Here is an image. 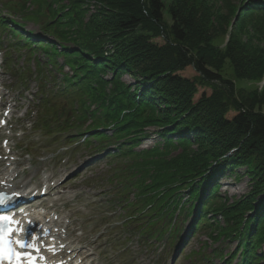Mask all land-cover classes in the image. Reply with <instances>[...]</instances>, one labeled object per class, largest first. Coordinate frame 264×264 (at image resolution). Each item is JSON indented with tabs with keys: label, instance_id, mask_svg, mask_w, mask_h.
<instances>
[{
	"label": "trees",
	"instance_id": "1",
	"mask_svg": "<svg viewBox=\"0 0 264 264\" xmlns=\"http://www.w3.org/2000/svg\"><path fill=\"white\" fill-rule=\"evenodd\" d=\"M166 1L68 0L60 5L59 0L53 1L58 9L48 4L51 15L44 21L38 23V16L22 18L34 23L38 34L7 17L0 16V26L30 49L43 52L60 77L58 90L49 92L44 81L40 106L49 111L55 99L65 98L71 118L55 126L51 120L58 121L62 113L40 115L39 127L67 131L68 139L77 135L75 142L93 155L106 152L105 159L119 163L109 177L120 187L114 203L145 209L142 217L150 221L138 232L141 238L159 239L169 220H187L194 214L190 233L194 225L199 229L211 222L210 230L216 229L224 240H237L240 264H257L264 261V113L255 108L264 105V60L239 40L235 26L264 18V0H238L229 9L234 18L224 19L221 46L216 47L205 0ZM85 3L97 7L95 13L87 15ZM166 9L170 23L164 19ZM158 38L162 46L153 42ZM214 54L229 61L240 82L237 91L236 81L225 78L216 66ZM64 67L70 73L63 72ZM187 67L196 71V81L179 75ZM51 77L53 83L56 79ZM197 84L212 93L203 92L193 103ZM230 111L235 114L228 119ZM152 128L158 142L136 152ZM174 149L181 155L168 158ZM239 169L243 175L236 172ZM226 173L234 179L244 177L249 184L248 193L230 203L218 192ZM129 193L135 202L127 205L131 199L122 195ZM218 217L225 226H219ZM127 219L132 224L141 221L135 214Z\"/></svg>",
	"mask_w": 264,
	"mask_h": 264
},
{
	"label": "rangeland",
	"instance_id": "2",
	"mask_svg": "<svg viewBox=\"0 0 264 264\" xmlns=\"http://www.w3.org/2000/svg\"><path fill=\"white\" fill-rule=\"evenodd\" d=\"M53 1L59 0H0V15L11 18L21 25L24 16H30L32 19L38 16L37 22L39 23L51 15L48 4L53 9L59 8V3ZM169 1H166L167 4ZM205 1L207 11L212 15L209 19L210 36L213 38L212 45L214 47L221 46L225 22L234 18V15H230L229 9L234 8L238 0ZM67 3L68 0H62L60 5ZM83 7H87V15L95 13L97 9L93 4L87 5L85 3ZM216 18H219V21L215 20ZM164 19L166 23H170L167 9L164 11ZM23 26L27 32L39 33L38 27L32 22H26ZM235 27L237 28L235 34L237 33L236 36L239 40L244 41V43L247 42L255 48L258 58L263 61L264 18L247 19L240 27ZM238 31L240 32L238 33ZM15 41L16 38H10L9 33L1 26L0 88L2 99L0 102L13 109L11 121L17 118L21 119L17 123L18 131L23 132L21 130L24 129V124L26 125L24 138L15 133L8 142L13 151L12 157L15 158L16 162H24V166L20 170L29 167L33 170L38 166V170L42 168L38 178H41L42 172L45 171L46 174L53 176L52 183L60 184L62 188L67 189L59 192L58 195L59 197L62 195L70 197L71 201L66 202V205L63 201L58 203L59 212L57 214L67 216L66 222L73 224L75 232L72 234V238L80 235L85 237V241L80 243L79 247H86L89 243L96 244L97 249L89 248V253H92L91 250L94 252L95 264H223L220 255H223L226 260L231 256L226 264H240L241 256L237 254V240H224L220 232H215L216 229L210 230L208 226L211 222H206V225L196 231L193 236L189 233L194 215L188 218L186 222L182 218L177 219L176 223L167 222L159 239L142 240L138 232L140 229L145 230L144 225L146 226V223L150 221L142 217L145 209H142L140 205L137 206L139 209H136L124 205L121 207L114 203L119 198L120 187L116 182L111 183L109 177L114 173L118 162L100 158L91 161L88 159L90 152L85 146L77 144L72 146L69 143L78 140L79 136L74 135V138L68 139L66 138L68 132L61 131L62 129L49 127L46 129L48 133L41 129H30L33 124L37 126L38 115H43L45 118L59 117L62 113L58 121L51 120V124L57 126L66 119L70 120L71 114L68 113L69 107L64 102L65 98L62 100L55 99L50 104L52 108L49 111H45L43 108H39L38 111L37 108L40 105H37V100L42 93L40 90L41 83H44V80L40 81V77L46 76L51 68L43 52L27 51V47H22V43L19 45L16 43L21 42L19 37ZM153 42L159 46L164 44L162 38L155 39ZM214 55L217 56L214 62L221 69V74L225 78L236 81L237 91L240 82H237L229 61L220 57L221 55ZM56 61L59 64L62 63L60 58ZM64 70L66 72L65 68ZM179 75L191 81L198 79V75L192 67L185 68L179 72ZM54 77L57 81L51 83L52 78L48 76L49 83L46 87L44 85V88L49 92L53 89L58 90V86L61 85L59 75L55 74ZM124 80L130 82L126 76ZM245 85L248 88L253 87L249 82H245ZM196 86L197 94L194 96L193 103L197 102L203 92L207 96L211 95L212 91L206 85L197 84ZM243 95L247 96V93H243ZM67 103H70L69 100ZM255 110L264 113V105L256 106ZM234 114L235 112L230 111L226 115L230 119ZM24 115L25 120H22ZM89 123L88 121L87 124ZM75 124L74 121L72 126ZM84 128L81 127V130ZM147 132L151 138L143 142L136 152L149 148L158 142L154 128L148 129ZM7 134L8 132L4 131V136ZM107 135L110 133L107 132ZM180 155L178 149L171 150L167 154L168 158L171 159ZM122 162L123 160H121ZM26 163H31V166L26 165ZM236 172L243 175L244 170L239 169ZM219 183L218 192L228 203L245 196L249 191L248 180L244 177L234 179L233 175L226 173ZM122 197L131 199V201H127V205L129 202H135L134 196L130 193L122 195ZM181 197L183 200L187 199V195L184 193ZM140 212L141 214L138 215ZM132 214H135L137 219L141 221L129 223L127 218H130ZM217 221L219 226H225L220 217L217 218ZM171 224H175L172 232L169 231ZM156 228L154 227L151 232L155 231ZM213 228H216V225Z\"/></svg>",
	"mask_w": 264,
	"mask_h": 264
},
{
	"label": "bare ground",
	"instance_id": "3",
	"mask_svg": "<svg viewBox=\"0 0 264 264\" xmlns=\"http://www.w3.org/2000/svg\"><path fill=\"white\" fill-rule=\"evenodd\" d=\"M13 166L14 164H10L8 169L5 170V174L0 176V185L9 190L13 189V192L16 195L27 194V196H31L33 192L36 191V188L34 189V186L32 184L38 175V166L33 170L27 171L25 177H22L19 181H17L16 184L14 183V181L21 174H25V171H16L15 169H13ZM41 177V188L38 191V195H40L41 191H44V187H46V191L47 188L49 190L51 188L49 183L53 181L50 174L43 173ZM10 184L13 185L14 188ZM57 189L58 187L55 186V188L52 189L51 192H55ZM38 195L35 196L37 197ZM47 195L50 196V193H48ZM35 201L37 203L40 200L37 198L35 199ZM54 201H63L66 205L68 201H71V198L62 195L61 197H55ZM41 210H43V212H41ZM56 213L57 212L55 210H51V208H42L41 206H39L33 208V213L31 214V216L34 219H38L40 217L41 225H46V223H49L51 225L49 227L43 225V227L44 229L50 230L52 232L50 238H53L55 240V246H57V248L60 245L64 246V253L66 254L65 259H68L70 261L73 260L74 262L72 264H93V258L92 256H90L93 255V253L88 254L87 252H89L90 247L93 250L97 249L96 244H90L89 246L79 248L78 244L83 242L85 240V237L77 236L73 240L70 239L68 234L71 235L74 232L73 224L66 223V219L68 217L61 214L57 215V218L54 219Z\"/></svg>",
	"mask_w": 264,
	"mask_h": 264
},
{
	"label": "snow or ice",
	"instance_id": "4",
	"mask_svg": "<svg viewBox=\"0 0 264 264\" xmlns=\"http://www.w3.org/2000/svg\"><path fill=\"white\" fill-rule=\"evenodd\" d=\"M9 199L10 197H7L4 193H0V205L7 204ZM28 223L31 224L32 222L29 221ZM12 225H16V227L14 228ZM17 230L24 231L20 228L18 221H15L10 215H0V264L5 260L9 264H24L25 261L26 264H36L37 257L33 255V252H40L41 250L35 244L38 237L35 235L29 237L26 234L25 239H11L10 237ZM44 234L47 235V232L45 231ZM25 249L32 251H22ZM40 258L44 259L43 257Z\"/></svg>",
	"mask_w": 264,
	"mask_h": 264
}]
</instances>
